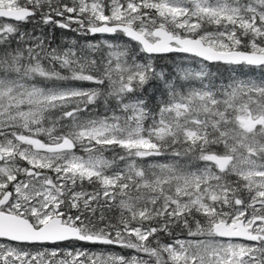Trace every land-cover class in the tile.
Masks as SVG:
<instances>
[{
  "label": "snow or ice",
  "instance_id": "6c2138e0",
  "mask_svg": "<svg viewBox=\"0 0 264 264\" xmlns=\"http://www.w3.org/2000/svg\"><path fill=\"white\" fill-rule=\"evenodd\" d=\"M0 19V264H264V0H0Z\"/></svg>",
  "mask_w": 264,
  "mask_h": 264
},
{
  "label": "rangeland",
  "instance_id": "374dc122",
  "mask_svg": "<svg viewBox=\"0 0 264 264\" xmlns=\"http://www.w3.org/2000/svg\"><path fill=\"white\" fill-rule=\"evenodd\" d=\"M2 22H7V21H5V20H3V19H0V23H2ZM25 26H27V27H29V31L28 32H32V30H33V27H34V24L33 23H27V24H24L23 25V30H24V27ZM74 27H75V25H74ZM45 29V28H44ZM210 30H212V29H210ZM50 33V34H49ZM48 34L51 36V37H53L52 35H51V32H49ZM38 34V33H37ZM74 38H76V39H78V37L76 36V34L75 33H73V32H69V34H67V35H65L63 38H62V41H63V43L62 44H54V45H52L53 47H57V46H59V47H61V48H63V47H67L69 44H70V42H71V40L72 39H74ZM126 38V37H125ZM54 39V38H53ZM88 40H92L93 42H95V41H98V40H103V39H109L111 42H113V43H116V44H124V43H126V41H124L123 40V38H122V36H120V37H115V36H113V37H109V36H107V35H95V37H92V36H89L88 38H87ZM85 41L84 40H80V43L81 44H83ZM187 64H189V66L187 65ZM210 65H211V63H209ZM185 66L186 67H190V68H192V69H198L199 68V66H200V58H189L188 59V62L185 64ZM210 67V66H209ZM230 74V73H229ZM255 75H259V73L257 72ZM241 78H244V77H241ZM254 78V77H253ZM227 83V82H226ZM98 111H99V113L101 114V115H103L104 113H105V109L103 108V107H100L99 109H98ZM42 139H44L43 137H41ZM116 151L117 152H120V150L119 149H116ZM76 152H77V154L78 155H85V153L83 152V150L78 146L77 147V149H76ZM106 152H111L112 154H113V152L112 151H106ZM104 153L105 154V156H107V157H109V158H111L109 155H107V153ZM147 163H155V162H153V161H148ZM159 163H164V162H159ZM181 238H184V237H181ZM61 248H65V249H67V248H70V247H72L71 245H69V244H67V243H62V244H60L59 245ZM50 247V246H49ZM75 247L76 248H80V249H87L89 252H94V253H100V252H116V253H120V254H124V255H129L130 254V252H129V250H127V249H121V248H119L118 246H103V245H99V244H97V245H93V244H89V243H83V242H81V243H78V244H76L75 245Z\"/></svg>",
  "mask_w": 264,
  "mask_h": 264
},
{
  "label": "trees",
  "instance_id": "16d2710c",
  "mask_svg": "<svg viewBox=\"0 0 264 264\" xmlns=\"http://www.w3.org/2000/svg\"><path fill=\"white\" fill-rule=\"evenodd\" d=\"M24 30L25 31H29V27H27V26H25L24 27ZM44 31L45 32H47V33H49V32H51V35L53 36V38H54V43H53V45L54 44H62L63 43V41H62V38L65 36V35H67V34H69V32L70 31H68V30H64V29H59V28H51V27H45V29H44ZM50 34V33H49ZM111 37H113V36H111ZM122 38H123V40L124 41H127V38H125V37H123L122 36ZM60 46V45H59ZM183 55V54H182ZM175 59H177V57L176 56H174L173 54H167L166 56H165V58L163 59V60H161L160 61V63H162V64H165V65H167L169 68H171V66H172V62H173V60H175ZM195 59V58H194ZM188 66H189V64H187ZM209 66H210V68H211V70L213 71V72H216V65H215V63H212L211 65L209 64ZM225 67L226 66H221V68H220V73L218 74V76H217V78H216V80H215V83L217 84V85H219V84H221V83H226V82H228V79H229V76H230V74H229V72L228 71H226L225 70ZM107 153V155H109L110 157L113 155L111 152H106ZM122 154V153H121ZM171 160V158L170 157H167V158H154V159H152V158H146V160L144 161L145 163H147L148 161H153V162H169Z\"/></svg>",
  "mask_w": 264,
  "mask_h": 264
},
{
  "label": "water",
  "instance_id": "95a60500",
  "mask_svg": "<svg viewBox=\"0 0 264 264\" xmlns=\"http://www.w3.org/2000/svg\"><path fill=\"white\" fill-rule=\"evenodd\" d=\"M96 35H99V34H96ZM107 35H113V34H107Z\"/></svg>",
  "mask_w": 264,
  "mask_h": 264
}]
</instances>
